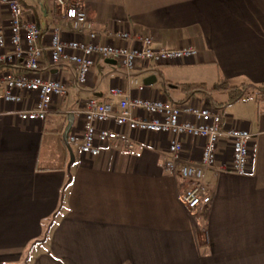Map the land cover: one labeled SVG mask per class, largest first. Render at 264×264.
<instances>
[{
  "label": "crops",
  "instance_id": "1",
  "mask_svg": "<svg viewBox=\"0 0 264 264\" xmlns=\"http://www.w3.org/2000/svg\"><path fill=\"white\" fill-rule=\"evenodd\" d=\"M55 1L19 0L24 14L34 15L44 47L55 27L65 41L78 36L58 16ZM66 1L83 6L100 44L137 47L138 37L148 36L154 49L193 47L197 56L137 65L129 77L100 57L87 83L78 85L75 66L53 65L44 51L39 73L67 88L46 119L21 121L24 104L0 99V264H264V0ZM8 26L0 2V31ZM120 32H133L132 41L119 39ZM80 37L88 41L86 33ZM134 81L145 86L143 93ZM216 82L245 88L232 103L226 90L212 93L213 104L198 97L219 110L223 123L251 133L250 165L245 175L218 171L231 160L221 138L215 166L206 172L208 205L194 212L185 207L181 195L189 183L163 167L169 135L132 132L133 152L119 142L103 144L95 156L79 151L82 119L75 112L89 98L106 101L118 86L127 98L164 96L177 103L184 94L176 85ZM182 142L181 160L197 163L199 140Z\"/></svg>",
  "mask_w": 264,
  "mask_h": 264
},
{
  "label": "built area",
  "instance_id": "2",
  "mask_svg": "<svg viewBox=\"0 0 264 264\" xmlns=\"http://www.w3.org/2000/svg\"><path fill=\"white\" fill-rule=\"evenodd\" d=\"M9 15V26L0 31V65L6 69L0 72L3 89L0 99L13 104H24L17 115L21 121H44L56 99L66 95V83L59 79L47 78L39 73L44 51L51 64L68 63L75 66L78 85H85L90 69L98 58H110L125 69L127 77L137 65L181 63L197 56L193 47L177 49H154L148 36H139V46H118L100 44L97 33L91 29L83 6L70 4L66 0H56V10L62 22H71L77 38L65 41L58 27L52 29L48 45L40 40V28L34 17L26 16L19 0H0ZM81 33H86L88 41H83ZM133 32H120L118 38L132 41ZM8 46V52L5 47ZM18 67L22 73L13 74L8 68ZM137 91L143 93L145 86L134 81ZM24 95L28 98L24 99ZM138 111L133 115L132 111ZM75 115L82 119V134L79 151L95 156L102 145L119 142L133 152L135 144L132 132L157 133L170 136L167 158L163 163L166 171L177 174L189 185L184 188L181 199L185 207L194 212L200 206L210 203L212 193L206 183V172L213 169L217 160L218 143L225 138L231 160L223 161L218 171L245 175L250 165L251 133L235 123H223L222 116L215 107L203 103L198 96L175 104L164 96L148 98L137 96L127 98L120 87L108 90L106 101L89 98ZM184 138H195L200 143L197 163L183 162ZM77 137L71 135L70 143Z\"/></svg>",
  "mask_w": 264,
  "mask_h": 264
},
{
  "label": "trees",
  "instance_id": "3",
  "mask_svg": "<svg viewBox=\"0 0 264 264\" xmlns=\"http://www.w3.org/2000/svg\"><path fill=\"white\" fill-rule=\"evenodd\" d=\"M176 87L184 94V99L175 104L185 102L193 96H208V98L212 101L213 104L214 102L212 100V93H214L217 90H226L229 95L228 102L231 103L241 99L242 96L245 94L244 87L239 88L235 86H230L225 82H216L210 87H206L203 84H197V83H183L176 85ZM168 88L169 85L167 83H164L162 89L163 92L166 94V96L168 94ZM260 88L264 89V86Z\"/></svg>",
  "mask_w": 264,
  "mask_h": 264
},
{
  "label": "water",
  "instance_id": "4",
  "mask_svg": "<svg viewBox=\"0 0 264 264\" xmlns=\"http://www.w3.org/2000/svg\"><path fill=\"white\" fill-rule=\"evenodd\" d=\"M72 120H73V115L69 114L68 117H67V125L64 128L63 135H62V137H63L65 142L67 141L66 139H67V135H68L69 129H70L71 125H72Z\"/></svg>",
  "mask_w": 264,
  "mask_h": 264
},
{
  "label": "rangeland",
  "instance_id": "5",
  "mask_svg": "<svg viewBox=\"0 0 264 264\" xmlns=\"http://www.w3.org/2000/svg\"><path fill=\"white\" fill-rule=\"evenodd\" d=\"M5 10H6V8H5ZM7 11V10H6Z\"/></svg>",
  "mask_w": 264,
  "mask_h": 264
}]
</instances>
